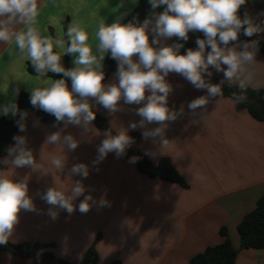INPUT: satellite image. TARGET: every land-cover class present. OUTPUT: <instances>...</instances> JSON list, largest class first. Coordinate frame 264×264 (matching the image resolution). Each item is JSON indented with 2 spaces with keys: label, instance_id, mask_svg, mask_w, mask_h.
Returning a JSON list of instances; mask_svg holds the SVG:
<instances>
[{
  "label": "crops",
  "instance_id": "crops-1",
  "mask_svg": "<svg viewBox=\"0 0 264 264\" xmlns=\"http://www.w3.org/2000/svg\"><path fill=\"white\" fill-rule=\"evenodd\" d=\"M138 3L139 0H42L41 7V0H38L37 27L42 35L64 38L63 24L68 20V26L75 23L89 33V43L95 46L94 33L99 24L121 21ZM253 11V16L255 12L260 14ZM172 39L163 43L172 44ZM74 55L71 54L69 59L71 68L76 66ZM255 59L247 66L252 79L246 86L264 89V49L256 48ZM28 62L14 42H0V105L15 103L20 90L31 93L33 88L44 85L43 78L27 70ZM116 70L117 62L115 71L102 83H116ZM213 71L223 79L222 72ZM166 81L171 86L168 106L177 112V116L164 122L163 133L155 137L145 138L142 133L160 126L156 123L128 129L129 123L140 121L135 110L141 105L124 104L121 98L118 110L109 113L95 98L86 99L106 118L114 132L140 131L141 137L134 143V150L147 155L154 164L161 157H169L188 187L149 177L139 172L137 166H109L110 163L107 166L109 156L93 166L96 148L104 139L105 130L93 122L95 131L89 132H83L79 126H65L63 122L51 127L30 112L25 118V131L15 135L26 137V146L41 168L51 170L50 157L64 151L63 145H45L48 134L62 130L61 135L71 134L79 143L74 151L65 149V167L56 172L45 173L30 167L12 169L10 163L0 165V171H7L16 180L26 181L28 195L35 205V211L18 213V222L8 241L52 243L53 247L43 250H51L61 259L78 262L100 232L97 264H110L113 260L120 264H188L190 258L206 246L220 243L219 229L226 226L234 247L239 249L235 264H264V247L241 249L237 230L240 220L255 207L264 192V121L253 118L245 108H239L233 98L222 95L211 98L202 113L198 109L194 114L187 104L205 95V90L195 89L176 73H169ZM231 85H237V81ZM6 116L14 118L11 114ZM6 157L7 153L0 159ZM120 158L123 160L127 156L124 154ZM76 163L89 165L87 178L69 173ZM55 178L65 188L77 180L85 185V193L73 201L74 206L88 194L94 201L105 199L107 204L93 203L84 213L74 210L69 214L57 209L58 215L52 219L48 214L51 206L40 197L54 186ZM106 179H112L111 191L105 187ZM106 238L109 241L106 242ZM0 264L47 263L37 257H23L1 250Z\"/></svg>",
  "mask_w": 264,
  "mask_h": 264
},
{
  "label": "clouds",
  "instance_id": "clouds-1",
  "mask_svg": "<svg viewBox=\"0 0 264 264\" xmlns=\"http://www.w3.org/2000/svg\"><path fill=\"white\" fill-rule=\"evenodd\" d=\"M147 2L152 10L164 6L163 11H153L149 18L139 24H125L119 20L111 24L102 22L94 33L96 43L92 46L89 33L75 23H71L64 33L67 41L61 36L53 38L42 35L37 27L40 14L38 0H0V42H14L19 53L31 62L36 77L44 81L43 86L32 89L30 104L52 115L57 123L79 126L83 132H89L95 131L91 122L96 113L86 98H95L109 113L118 110V101L122 98L124 104L141 105L135 110L140 121L129 123L128 129L151 123L160 125L145 130L142 135L147 138L161 135L164 122L176 119L177 112L168 106L171 86L166 77L169 73L179 74L195 89L205 90V95L187 104L189 111L194 114L198 109L202 113L211 98L222 95L224 82L231 85L235 80L241 92L245 89L252 79L247 66L256 60L257 41H238V36L242 32L244 36L251 37L254 33L264 31L261 23L255 22L247 14L243 18L238 14L246 0ZM40 6H43L42 0ZM190 31L201 32L203 37L196 38L195 48H188L181 53L183 43L180 41L186 42ZM174 36L177 42L168 45L163 43ZM106 53L117 61L116 83H102V61ZM64 54H75V67H64L61 62ZM210 67L223 73L220 83L210 81ZM48 72L62 74V78L46 77ZM65 78L70 79V87ZM233 95L236 102L245 98L242 94ZM18 112L19 118L15 123L19 132H24L27 113L20 111L15 103L0 105V115L11 114L16 117ZM61 131L52 132L45 139V145H63L64 149L62 153L50 157L51 170L39 166L31 149L26 146V137L23 135L13 136L14 144L8 147L7 157L0 159V165L10 163L12 169L30 167L42 169L45 173L64 169L67 160L65 149L74 151L79 141L71 134L61 135ZM103 135L104 139L96 148L93 166L102 162L109 153H113L116 158L122 157L133 142L126 130H105ZM135 160L134 156L129 158L130 163ZM96 170L99 171L98 168ZM69 173L87 178L89 165L73 164ZM85 191L86 187L80 180L65 188L55 178L54 186L49 187L40 198L51 206L48 214L52 219L57 217V209L69 214L74 210L84 213L93 203L99 206L107 204L105 199L94 201L92 195L88 194L84 195L78 206H74L73 201ZM21 210L35 211L26 181L16 180L7 171H0V245L8 241Z\"/></svg>",
  "mask_w": 264,
  "mask_h": 264
},
{
  "label": "trees",
  "instance_id": "trees-1",
  "mask_svg": "<svg viewBox=\"0 0 264 264\" xmlns=\"http://www.w3.org/2000/svg\"><path fill=\"white\" fill-rule=\"evenodd\" d=\"M163 8L164 6H159L157 9L152 10L147 0H139L138 5L120 22L125 24L129 22L139 24L142 23L145 18H149L153 11L159 13L163 11ZM261 8L264 9V4L261 6ZM253 12V7L249 0H246V3L238 10V14L241 16V18H243L245 14L252 18ZM63 25L64 32L66 33L68 28V20H66ZM188 37L189 38L186 42L180 41L183 43V47L180 50L181 53H183L188 48H195L196 38H202L203 33L190 31L188 33ZM251 37H246L241 32V34L238 36V41H249ZM64 39L67 41L66 36ZM175 42H177V38L174 36L172 43ZM70 55L71 54H64L61 57V62L65 68H71L69 64ZM116 62V60L110 58V54L106 53L102 69L104 72L103 80H105L111 73L114 72ZM27 70L31 74L37 75L33 66L31 65V62L27 63ZM209 71L212 72V75L209 78L212 83H220L222 81L215 74L211 67ZM46 76L52 77L53 79L62 78V74L52 72H48ZM65 79L69 86L70 79ZM222 88V96L224 97H231L235 100L233 95L234 93L236 95L242 94L245 98L242 101L237 102V106L239 108H245L253 118L264 121V89L246 86L241 92L237 85H227L225 82L222 84ZM29 98L30 92L25 90L19 91L15 104L20 111H24L27 114L34 112L43 123L51 127L58 126L62 123H57L52 115L44 112L38 107H33L29 102ZM93 111L96 113L95 119L92 121L95 126L101 130H112L114 132L106 118L96 110L93 109ZM18 118L19 112L17 116L12 119L8 118L6 115H0V158L7 153L8 147L13 142V136L19 131L15 123ZM128 135L132 137L133 142L127 148L125 155L136 157L135 162L139 172L146 174L149 177H158L164 181L177 183L183 187H188L187 181L176 169L169 157H161L158 162L154 164L147 155L140 151L134 150V143L141 137L140 131L136 130ZM237 230L241 238V249L264 247V192L257 199L255 207L246 213L240 220L237 225ZM219 232L222 236V241L215 245L206 246L203 251L193 255L190 258L188 264H235L239 249L234 247L226 226H221ZM96 242L97 241L93 242L88 247L85 254L78 262H70L68 260L61 259L57 257L51 250H43L46 247H53L54 244L52 243L45 244L33 240L20 243L7 241L5 244L0 245V251L7 250L23 257H37L45 261L47 264H97L99 254L96 247ZM111 264H120V262L115 260Z\"/></svg>",
  "mask_w": 264,
  "mask_h": 264
},
{
  "label": "rangeland",
  "instance_id": "rangeland-1",
  "mask_svg": "<svg viewBox=\"0 0 264 264\" xmlns=\"http://www.w3.org/2000/svg\"><path fill=\"white\" fill-rule=\"evenodd\" d=\"M263 11H264V9L263 8H261V9H259L258 10V13H260V14H263ZM115 71V70H114ZM187 93H189V92H187ZM107 156H109V158H108V161H107V166L109 165V163H110V165L109 166H136V162H134V163H130L129 162V158H130V156H127V158H122L126 163H125V165H124V161L123 160H121V158H116L115 156H114V154L113 153H109V155H107ZM126 156V155H125ZM119 159V160H118ZM121 160V161H120ZM105 166H106V164H105ZM112 179H110V180H108V179H106L105 180V187H106V189L107 190H112L111 189V184H112V181H111ZM181 186V185H180ZM101 239V233L100 232H98L97 234H96V236L93 238V241L91 242V244L93 243V242H95V241H97L96 242V247H97V244H98V242H99V240ZM106 240V242L107 241H109V238H106L105 239ZM90 244V245H91ZM113 261H115V260H113ZM112 261V262H113ZM71 262V261H70ZM73 262V261H72ZM111 262V263H112ZM110 263V264H111ZM109 264V263H108Z\"/></svg>",
  "mask_w": 264,
  "mask_h": 264
},
{
  "label": "built area",
  "instance_id": "built-area-1",
  "mask_svg": "<svg viewBox=\"0 0 264 264\" xmlns=\"http://www.w3.org/2000/svg\"><path fill=\"white\" fill-rule=\"evenodd\" d=\"M255 22L261 23L262 27H264V13L257 14L255 12L254 16L252 17ZM250 40H256L257 45L256 48L263 49L264 48V31L259 33H254Z\"/></svg>",
  "mask_w": 264,
  "mask_h": 264
},
{
  "label": "water",
  "instance_id": "water-1",
  "mask_svg": "<svg viewBox=\"0 0 264 264\" xmlns=\"http://www.w3.org/2000/svg\"><path fill=\"white\" fill-rule=\"evenodd\" d=\"M249 1L255 11H258L261 8V6L264 4V0H249Z\"/></svg>",
  "mask_w": 264,
  "mask_h": 264
}]
</instances>
